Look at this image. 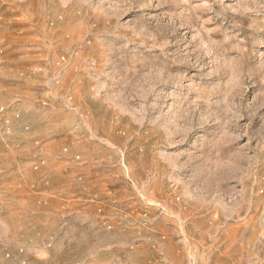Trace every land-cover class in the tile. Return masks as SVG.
Masks as SVG:
<instances>
[{"label": "rangeland", "instance_id": "374dc122", "mask_svg": "<svg viewBox=\"0 0 264 264\" xmlns=\"http://www.w3.org/2000/svg\"><path fill=\"white\" fill-rule=\"evenodd\" d=\"M0 264H264V0H0Z\"/></svg>", "mask_w": 264, "mask_h": 264}]
</instances>
